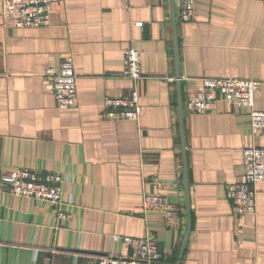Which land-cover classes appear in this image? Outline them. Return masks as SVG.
I'll list each match as a JSON object with an SVG mask.
<instances>
[{"label": "crops", "instance_id": "crops-1", "mask_svg": "<svg viewBox=\"0 0 264 264\" xmlns=\"http://www.w3.org/2000/svg\"><path fill=\"white\" fill-rule=\"evenodd\" d=\"M2 1L0 176L51 172L64 183L60 204L0 191V264L132 257L112 236L152 238L160 264H264V180L255 214L235 217L226 197L243 180V149H264V132L254 134L245 108L185 105L203 79L232 77L258 82L254 109L264 111V0H195L188 22L174 0L191 224L181 258L187 213L170 0H53L48 26L21 29L5 25ZM130 47L141 57V112L112 121L104 101L133 87L122 75ZM70 55L78 102L59 109L44 72ZM145 194L164 195L180 226L145 211Z\"/></svg>", "mask_w": 264, "mask_h": 264}, {"label": "built area", "instance_id": "built-area-1", "mask_svg": "<svg viewBox=\"0 0 264 264\" xmlns=\"http://www.w3.org/2000/svg\"><path fill=\"white\" fill-rule=\"evenodd\" d=\"M53 0H3L2 17L5 25L21 28L46 27L50 22L49 9ZM177 13L182 22L190 21L195 13V0H178ZM140 25V24H137ZM123 77L133 83L128 95L106 98L103 116L112 121L136 120L141 112L137 83L142 79L140 52L132 47L124 51ZM45 79L59 109L76 106L78 91L72 56H67L58 68H45ZM258 82L232 77L205 78L201 89L187 95L186 109L190 113L217 111L221 104L245 108L254 134L264 132V111L254 109V94ZM243 180L226 188L235 217L256 213V186L264 180V149L250 146L243 149ZM64 178L59 173L40 174L30 170L9 171L0 176V191L5 188L15 196L60 204ZM145 211L161 212L167 227L176 229L181 224L178 210L161 194H145ZM60 218L67 217L60 213ZM132 251V257L106 256L98 264H160L159 253L152 238L142 239L112 236Z\"/></svg>", "mask_w": 264, "mask_h": 264}, {"label": "water", "instance_id": "water-1", "mask_svg": "<svg viewBox=\"0 0 264 264\" xmlns=\"http://www.w3.org/2000/svg\"><path fill=\"white\" fill-rule=\"evenodd\" d=\"M171 6V20L173 25V46H174V60H175V75L177 79V95H178V108H179V126L181 132V146H182V160H183V180H184V190H185V202H186V213H187V229L185 233V239L179 257L181 258L185 247L188 242L190 234V206H189V190H188V178H187V164H186V155L184 147V132H183V109H182V100H181V89H180V74H179V63L177 55V36H176V13H175V2L170 0Z\"/></svg>", "mask_w": 264, "mask_h": 264}]
</instances>
